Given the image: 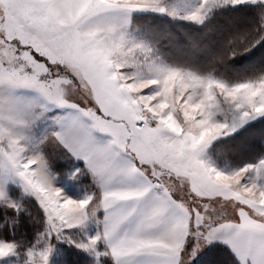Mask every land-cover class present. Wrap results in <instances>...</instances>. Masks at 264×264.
Listing matches in <instances>:
<instances>
[{
	"label": "snow or ice",
	"instance_id": "obj_1",
	"mask_svg": "<svg viewBox=\"0 0 264 264\" xmlns=\"http://www.w3.org/2000/svg\"><path fill=\"white\" fill-rule=\"evenodd\" d=\"M0 264H264V0H0Z\"/></svg>",
	"mask_w": 264,
	"mask_h": 264
}]
</instances>
